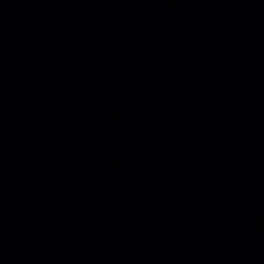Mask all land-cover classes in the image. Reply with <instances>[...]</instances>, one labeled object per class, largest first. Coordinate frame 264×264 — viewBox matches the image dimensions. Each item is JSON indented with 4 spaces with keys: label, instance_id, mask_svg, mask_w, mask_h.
Segmentation results:
<instances>
[{
    "label": "water",
    "instance_id": "water-1",
    "mask_svg": "<svg viewBox=\"0 0 264 264\" xmlns=\"http://www.w3.org/2000/svg\"><path fill=\"white\" fill-rule=\"evenodd\" d=\"M0 264H264V0H0Z\"/></svg>",
    "mask_w": 264,
    "mask_h": 264
}]
</instances>
